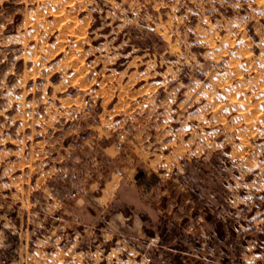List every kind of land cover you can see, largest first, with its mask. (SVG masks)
Returning a JSON list of instances; mask_svg holds the SVG:
<instances>
[{
	"label": "rangeland",
	"instance_id": "374dc122",
	"mask_svg": "<svg viewBox=\"0 0 264 264\" xmlns=\"http://www.w3.org/2000/svg\"><path fill=\"white\" fill-rule=\"evenodd\" d=\"M0 264H264V0H0Z\"/></svg>",
	"mask_w": 264,
	"mask_h": 264
},
{
	"label": "bare ground",
	"instance_id": "6f19581e",
	"mask_svg": "<svg viewBox=\"0 0 264 264\" xmlns=\"http://www.w3.org/2000/svg\"><path fill=\"white\" fill-rule=\"evenodd\" d=\"M68 26H69V25H68ZM234 67H235V66H233V68H234ZM235 68H237V67H235ZM235 68H234V69H235ZM232 70H233V69H232ZM236 71H237V70H236ZM233 72H234V71H233ZM237 95H238V94H237ZM239 95H240V94H239ZM241 96H242V95H241ZM239 97H240V96H239ZM234 98H235V97H234ZM238 99H239V98H238Z\"/></svg>",
	"mask_w": 264,
	"mask_h": 264
},
{
	"label": "trees",
	"instance_id": "16d2710c",
	"mask_svg": "<svg viewBox=\"0 0 264 264\" xmlns=\"http://www.w3.org/2000/svg\"><path fill=\"white\" fill-rule=\"evenodd\" d=\"M140 174V173H139Z\"/></svg>",
	"mask_w": 264,
	"mask_h": 264
}]
</instances>
